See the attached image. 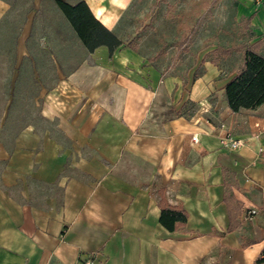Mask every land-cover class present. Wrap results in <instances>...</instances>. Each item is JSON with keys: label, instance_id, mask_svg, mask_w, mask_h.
I'll list each match as a JSON object with an SVG mask.
<instances>
[{"label": "crops", "instance_id": "1", "mask_svg": "<svg viewBox=\"0 0 264 264\" xmlns=\"http://www.w3.org/2000/svg\"><path fill=\"white\" fill-rule=\"evenodd\" d=\"M85 1L120 38V0ZM156 54L122 47L110 58L101 47L46 95L52 131L0 130V264H256L264 105L234 113L224 93L242 58L228 72L206 61L196 75ZM227 135L245 146L228 150ZM163 207L186 223L171 232Z\"/></svg>", "mask_w": 264, "mask_h": 264}, {"label": "rangeland", "instance_id": "2", "mask_svg": "<svg viewBox=\"0 0 264 264\" xmlns=\"http://www.w3.org/2000/svg\"><path fill=\"white\" fill-rule=\"evenodd\" d=\"M155 1L120 0L118 33L125 44L138 37L136 52L145 56L155 55L166 42L167 61L176 58L171 68H196V75L201 73L202 60L209 61L208 54L217 46L248 41L239 22L254 12L251 38H264V0H221L209 13L201 7L204 0H167L148 27ZM184 23H197V31L189 53L177 54ZM241 58L233 54L219 67L228 72ZM86 64L92 65L89 53L53 0H0V130L12 138L29 125L52 131V122L42 115L46 95Z\"/></svg>", "mask_w": 264, "mask_h": 264}, {"label": "trees", "instance_id": "3", "mask_svg": "<svg viewBox=\"0 0 264 264\" xmlns=\"http://www.w3.org/2000/svg\"><path fill=\"white\" fill-rule=\"evenodd\" d=\"M53 1L88 53H94L97 49L106 47L111 58L122 47L137 51L138 37L125 44L121 38L107 29L95 17L85 0H78L75 3H70L67 0ZM220 2L221 0H204L201 7L204 8L206 13H209ZM163 3L168 2L167 0H157L151 6L148 12L150 16L148 27H151L156 20L157 10ZM256 16L257 12H254L251 15L242 17L239 22L240 32L244 37L249 38L248 41L233 43L228 47L217 46L208 54L210 62L215 66H218L222 60L230 58L233 54L242 56L240 65L224 87L228 107L234 113H239L242 110H257L264 105V55H262L264 42L262 39L255 40L251 38L252 22ZM197 26V23L195 26L185 23L180 25L182 35L176 43L177 54L189 53V46L196 34ZM145 29H147V26H145ZM167 46L168 44L163 42L161 49L150 61H156L164 56ZM175 61L176 58H172V64ZM205 61L206 58L202 61V64ZM225 202L230 215L228 232H233L239 227V223L236 220V216L239 214V206L231 195L225 198ZM233 211L236 213L235 216H233ZM186 220V215L182 211L171 210L166 207L162 208L160 221L171 232L176 230L177 223H186ZM256 264H264V250L256 260Z\"/></svg>", "mask_w": 264, "mask_h": 264}, {"label": "built area", "instance_id": "4", "mask_svg": "<svg viewBox=\"0 0 264 264\" xmlns=\"http://www.w3.org/2000/svg\"><path fill=\"white\" fill-rule=\"evenodd\" d=\"M193 141H196V138H193ZM245 146V142L240 139H236L230 135H227L225 138V147L230 151H238ZM258 214V209L253 207L247 210L246 217L247 219H252ZM83 264H94L93 260L88 259L83 262Z\"/></svg>", "mask_w": 264, "mask_h": 264}]
</instances>
